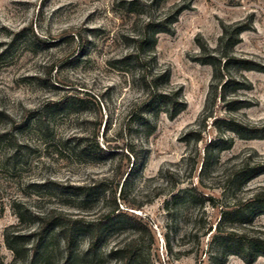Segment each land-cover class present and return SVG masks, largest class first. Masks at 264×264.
Here are the masks:
<instances>
[{
    "label": "rangeland",
    "instance_id": "obj_1",
    "mask_svg": "<svg viewBox=\"0 0 264 264\" xmlns=\"http://www.w3.org/2000/svg\"><path fill=\"white\" fill-rule=\"evenodd\" d=\"M124 1L0 0V51L15 40L9 54L0 58V112L4 114L0 115V264H10L12 259L3 233L18 222L13 201L34 209L58 207L63 191L41 183L83 184L104 178H108L106 197L88 201L89 214L113 208L109 192H115L120 210L142 218L147 227L114 219L115 228L100 258L85 264H113L108 250L136 236L140 264H247L238 255L221 260L212 254L211 232H206L218 220L219 207L184 199L174 202L172 194L177 188L164 174L168 169L184 171L182 157L194 144L187 145L181 137L200 116L212 77L211 66L193 59L200 50L196 38L201 36L214 47L222 23L247 22L250 29L241 35L236 53L264 63V0H137L144 4L140 15L127 14ZM186 5L191 6L180 13L173 32L158 34L157 64L152 62L151 68L171 70L170 87L183 88L187 108L174 119L161 113L149 135L148 130L132 126L128 139L147 148L149 155L145 168L125 188L124 198H119L127 159L120 162L121 155H117L115 159L85 160L73 145L80 136L99 134L104 146L103 133L111 139V146L123 144L115 136L128 124L132 108L145 93L141 82L124 71L119 60L132 49V37L142 19L171 18ZM245 75L253 87L239 97L254 105L234 115L264 128V73L248 71ZM70 96L83 102L61 109L59 105ZM217 114L226 112L220 106ZM34 115L37 119L31 120ZM214 135L209 124L205 137ZM203 143L198 147L202 149ZM246 155L264 160V138L235 137L222 158ZM206 182V190L220 196V190L213 189L214 180ZM260 184H264V174L249 186ZM137 204L143 207L138 209ZM81 244L84 248L87 241ZM253 264H264V257Z\"/></svg>",
    "mask_w": 264,
    "mask_h": 264
},
{
    "label": "trees",
    "instance_id": "obj_2",
    "mask_svg": "<svg viewBox=\"0 0 264 264\" xmlns=\"http://www.w3.org/2000/svg\"><path fill=\"white\" fill-rule=\"evenodd\" d=\"M143 6L137 0H126L122 4L129 15L144 13ZM190 6L178 8L171 18L166 15L163 18L146 16L142 19L140 29L132 37V49L119 60L124 71L141 82L145 93L144 98L132 108L128 124L120 128L115 136L123 144L111 146V139L103 133L104 146L99 134L80 136L73 145V150L85 160L115 159L117 155H121L120 162L127 159L129 165L122 172L119 198H124L125 188L145 168L149 155L147 148L128 139L132 126L148 130L149 135L155 131L156 120L161 113L174 119L187 108L183 88L170 87L171 70L155 69L151 65L152 62L157 64L154 52L158 34L172 33L178 16ZM221 28L214 47L203 41L201 36L196 38L200 50L193 59L211 66L212 77L200 116L181 137L187 145L194 144V149L182 157L184 171L168 169L164 177L177 188L172 194L174 202L184 199L202 206L210 204L219 207L218 220L214 225L210 224L206 232H211L213 255L221 260L228 255H238L245 263L253 264L259 257H264V224H258L264 218V184L250 187L249 183L264 174V160H254L251 155L223 160L222 154L233 147L235 137L264 138L262 126L234 115L254 105L251 100L239 97V93L253 87L245 73H264V63L236 53L241 35L250 29L247 22L222 23ZM14 41L0 51V58L9 54ZM82 102L70 96L59 106L61 109L75 108ZM220 106L226 115L217 114ZM35 119L37 116H31V120ZM209 124L216 135L206 139ZM200 142H204L202 149L198 147ZM209 178L214 180L213 189H219L220 196L206 190V180ZM107 180L104 178L83 184H64L56 180L41 183L40 186L60 187L63 191L64 198L58 207L34 209L25 202L13 201L12 208L18 222L7 226L3 233L5 244L12 252L10 264H85L100 258V250L113 233V226L115 228L114 219H125L146 228L147 224L142 218L120 210L115 192H109V198L115 203L113 208L89 214L90 203L99 201L100 195L106 197L104 185ZM185 182L186 185H183ZM65 206L76 211H68ZM135 207L139 209L143 204ZM83 240L87 241V245L81 248ZM138 240L139 236L129 237L112 246L108 256L114 259L113 264H140Z\"/></svg>",
    "mask_w": 264,
    "mask_h": 264
}]
</instances>
